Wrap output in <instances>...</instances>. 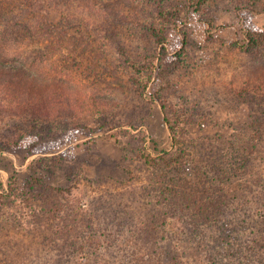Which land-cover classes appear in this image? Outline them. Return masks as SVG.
I'll return each mask as SVG.
<instances>
[{"label":"trees","instance_id":"obj_1","mask_svg":"<svg viewBox=\"0 0 264 264\" xmlns=\"http://www.w3.org/2000/svg\"><path fill=\"white\" fill-rule=\"evenodd\" d=\"M212 1L0 0V58L8 53L3 47L18 56L29 58L27 55L33 51H28V44L40 43V40L41 43L50 44L54 40L56 43L72 40L79 45L80 40L110 41L115 44L116 59L113 66L108 63V67L113 71L116 68L117 71L125 72L136 94L143 97L153 82L171 77L182 67L181 53L185 51L187 39L174 37V28L177 29L184 20H190L194 14L200 16ZM262 2L264 0H236L235 10L239 12L242 9L240 5L260 10ZM120 4L154 8L151 12L155 17L135 15L131 21L117 11ZM93 15L96 16L94 21L91 20ZM99 22L104 24L102 30H99L103 27ZM168 26L172 27L171 33H168ZM249 31L242 48L250 54H264V30L254 27ZM144 32L154 40L153 51L115 41L139 40ZM171 40H174V47L164 48ZM158 47H162L165 53L157 52ZM170 50H175L176 54L168 56ZM33 69V66L11 60L0 61V98L7 102L4 107L5 116L23 125H31L39 140L42 138L41 131L46 128L61 130L62 127H69L71 123L67 121L68 118L90 120L92 115L111 105L107 97H89L78 85L61 79L41 78ZM181 97L187 99L185 94ZM261 99L264 103V91ZM152 100L162 107L164 120L173 135L174 151L154 156L144 149L146 140L143 139L136 155L145 165L161 171L157 184L170 185L166 192H162L163 196L166 195L164 203L159 201V205L164 204L163 208H150L146 220L136 222L129 204L120 202L130 196L124 191L109 193L108 199L101 201L104 206L94 214L77 208L70 221L57 218L56 213L63 204L64 193L71 191L69 187L53 185L52 177L59 180V174L65 172L68 180H73L88 162L80 158L66 159L63 155L43 156L31 164L29 175L23 182V189H26L24 194L34 193L39 201L44 198V205L53 213L50 218L53 222L47 226L52 236L45 234L42 238L49 240L52 245L69 250L70 255H81L74 264H137L140 261L142 264H184L183 255L188 258L186 252L181 253L167 245L161 248V253L152 250L159 240L167 244V226H170L169 219L174 215L182 219V235H186L188 242L194 241V255L190 254V257L195 263L254 264L261 260V264H264V256L256 254L257 249L264 246V168L255 167L256 154L261 159L260 165H264V157L261 156L264 154V104L261 109L254 111L251 121L244 127L250 134L247 140L238 143L234 137L230 143L216 134L202 139L190 137V130H205L213 125L199 121V115L206 117L205 121L209 118L200 105L196 104L198 109L187 106L192 117L188 119L181 113L186 108L185 104L170 106L163 88L156 90ZM169 107L171 111L168 112ZM80 124L83 123L78 122L76 126ZM84 125L90 130L89 125H93V131L102 128L96 126L95 121ZM231 127L234 128L232 123ZM20 137L12 142L1 140L0 153L20 148H26L30 153L38 151L41 145L39 142L27 144ZM242 142L243 145L238 147ZM240 151L247 156H243ZM2 157L3 154H0L1 165ZM122 164L115 166L113 172L118 180L126 179L127 171ZM107 177L110 179V176ZM13 186L9 184L8 193L0 192V212L4 206L12 207L14 204L11 193ZM227 187L229 190H225ZM245 190L253 200H247ZM154 191V188L150 189L147 197H151ZM252 192L255 194L252 195ZM107 201L113 204L106 207ZM147 204L145 200L140 206ZM180 210L185 211L184 217L176 216ZM4 217L0 213V225L6 220ZM250 228L256 229L253 235L258 236L252 243L243 237ZM129 233L130 238H125ZM164 233L166 235L159 238ZM33 238L36 239V236ZM100 238L104 240L98 243ZM130 239L142 241L148 246L152 244L149 252L139 256L136 249H129L128 244H134ZM21 242L27 244L25 240ZM196 243L199 245L198 251L195 249Z\"/></svg>","mask_w":264,"mask_h":264},{"label":"rangeland","instance_id":"obj_2","mask_svg":"<svg viewBox=\"0 0 264 264\" xmlns=\"http://www.w3.org/2000/svg\"><path fill=\"white\" fill-rule=\"evenodd\" d=\"M234 2L236 0H213L207 5L204 13L200 16L192 15L190 20H184L177 29L174 28L175 31L171 30V26L167 27L168 33L172 31L174 37L187 39L185 51L181 53L182 67L167 79H155L156 81L147 89L143 97L136 94L125 72L117 71L116 68L113 71L114 69L108 67L107 64L113 66L116 59L115 44L110 41L80 40L81 45H79L72 40L59 43L54 40L51 44L41 43L40 40V43L28 44V51H33L29 56L27 55L30 59L24 58L26 56H18L3 47L8 53L6 56L3 55L0 61L11 60L33 66V71L39 77L72 82L81 87L89 97H107L111 100V105L107 109H102L100 113L92 115L93 118L90 120L83 118L82 121H77L68 118L67 121L71 123L69 127H62L61 130L46 128L41 131L42 138L39 140L31 125H23L5 116L4 107L7 102L0 98V141L12 142L21 136L20 138L27 144L33 142L41 144L34 153H30L26 148L0 153L4 156L2 165L0 164L2 189L0 192H7L10 183L14 185L12 187L14 190L11 192L14 196V204L12 207L4 206L3 211L0 212L6 219L0 225V264L2 261L6 264V260L8 264H60V262L74 264L76 258L81 256L75 253L70 255L69 250L52 245L49 240L45 241L44 237L42 238L45 234L52 236V231L47 226L48 223L53 222L50 219L53 213L44 205V198L39 201L34 193L24 194L26 189H23V182L29 175L31 164L43 156L63 155L66 159L80 158L88 162L73 180H68L64 175L65 172L59 174V180L52 177L53 185L69 187L71 191L64 193L65 198L62 199L63 204L56 213L57 218L62 217L63 220L70 221L77 208H83L86 212L94 214L104 206L101 201L108 199L109 193L124 191L130 196L126 197V201L120 202L129 204L130 210L134 211L133 217L136 222L146 220L150 208L152 210L155 206L158 210L163 208L164 204L159 205V201L162 200L164 203L166 195L163 196L162 192L163 190L166 192V188L170 185L157 184L161 171L145 165L136 155L137 148L141 146L140 141L143 139L146 140L144 149L154 156L174 151L173 135L164 120L162 107L160 103L152 100V95L158 88H163L170 106L185 104L186 108L181 110L185 118H192L187 106L195 108L196 104L200 105L204 114L209 117L205 121L206 117L198 116L199 121L213 125H209L205 130H190L191 138L202 139L216 134L230 143L234 137L237 138L238 143L247 140L250 134L244 127L251 121L254 111L261 109L264 104L261 99L264 91V54H250L242 47L246 43L250 29L257 27L264 30V2L261 3L260 10L240 5L242 9L239 12L235 10L237 5ZM153 9L123 4L117 7V11L131 21L135 15L155 17L151 12ZM93 16L92 21L96 18L95 15ZM98 24L104 25L101 22ZM103 28L104 26L99 30ZM91 35L95 37L94 33ZM141 36L139 40L115 41H123L127 45H133V48L141 47L153 51L154 40H151L145 32L141 33ZM173 41H168L164 48H173ZM157 52L165 53L162 47H158ZM175 54V50H170L168 56ZM31 60L32 63H29ZM182 94H185L187 99L182 98ZM170 108L168 112L171 111ZM184 117L181 120L184 121ZM90 121H95L96 126L102 128L93 131V125H89L90 130L84 125ZM78 122L83 124L76 126ZM231 123L234 125L233 129ZM261 156L264 157V154L262 153ZM120 164L127 171L124 180H118L113 175L115 166ZM260 164L261 159L256 154L255 167L264 168V165ZM79 166L81 168V165ZM107 176H110V179ZM152 188L155 191L151 197H147ZM225 190H229V187ZM245 192L247 200H253L248 196L247 190ZM254 194L252 192V195ZM145 200L147 206H140ZM149 202L152 204L149 205ZM111 204L113 202L107 201L105 205L107 207ZM176 214L184 217L185 211L180 210ZM254 215L258 216V214ZM169 220L168 234L159 235V238L166 235V240L169 239L167 244L159 240L153 245L152 250L161 253V248L167 245L181 253H187L188 258L183 255L184 264H206L192 261L190 254L194 255L192 247L194 241L188 242L186 235H182L181 231L184 230L182 219L173 215ZM40 226L46 228L42 229ZM246 232L243 237L248 242L252 243L258 237L253 235L256 229L250 228ZM129 235L130 233L125 235V238H130ZM34 236L36 239H32ZM23 240L27 241V244H23L21 242ZM103 240L100 238L98 243ZM130 242L137 244L135 246L128 244V247L131 250L136 249L139 256L148 253L152 245L148 246L142 241L136 242L131 239ZM195 247L198 251L197 243ZM256 254L264 256V246L262 249H257ZM205 256L204 251L203 257ZM254 264H261V260L255 261Z\"/></svg>","mask_w":264,"mask_h":264}]
</instances>
